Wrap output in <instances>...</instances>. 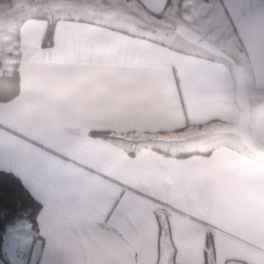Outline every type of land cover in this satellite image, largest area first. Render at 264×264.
I'll return each mask as SVG.
<instances>
[{"label": "crops", "instance_id": "1", "mask_svg": "<svg viewBox=\"0 0 264 264\" xmlns=\"http://www.w3.org/2000/svg\"><path fill=\"white\" fill-rule=\"evenodd\" d=\"M65 2L76 13L54 23L49 45L55 17L46 30L36 14L14 26L20 90L0 101V134L77 168L115 205L93 244L73 245L76 255L112 264H264V159L229 143L170 151L126 140L158 135L179 143L180 132L221 124L250 125L244 138L255 149L264 144V105L250 103L251 93L264 90V21L223 8L244 55L243 69L234 70L138 31L169 36L155 21L172 0ZM71 39L78 55L65 51ZM5 46L0 40L2 57ZM189 151L198 152L176 155Z\"/></svg>", "mask_w": 264, "mask_h": 264}, {"label": "snow or ice", "instance_id": "2", "mask_svg": "<svg viewBox=\"0 0 264 264\" xmlns=\"http://www.w3.org/2000/svg\"><path fill=\"white\" fill-rule=\"evenodd\" d=\"M221 7L231 8L237 18L264 21V4L251 8L244 0H221ZM26 11L38 15L46 30L48 19L58 23L65 8L52 3ZM8 24L12 27L13 21ZM65 51L78 55L79 42L69 40ZM114 208L98 184L77 168L0 134V264H112L79 257L73 245L93 244ZM121 219L133 223L127 215Z\"/></svg>", "mask_w": 264, "mask_h": 264}, {"label": "rangeland", "instance_id": "3", "mask_svg": "<svg viewBox=\"0 0 264 264\" xmlns=\"http://www.w3.org/2000/svg\"><path fill=\"white\" fill-rule=\"evenodd\" d=\"M66 0H6L0 1V40H3L6 44V50H9V55L1 56L3 63L12 68L15 59L16 42V30L15 25L22 16L32 15L26 10H38L44 5L52 3H58L63 5L65 12L62 15H68L71 11L70 5H66ZM108 2L106 1L105 4ZM23 12V14H21ZM118 11H115L114 13ZM81 14V13H80ZM78 14V15H80ZM13 21V26L9 27L8 21ZM161 27L169 28L170 34L167 32H161L162 29H145L138 30L148 33L158 39H163L173 45L185 49L190 52H196L202 55H210L219 59H224L228 62L234 70L239 66H244V55L240 47L239 41L235 38L234 33L229 28L226 21V15L221 7L219 0H172L170 7L159 17ZM158 28V27H157ZM194 34L200 36L209 42L210 45H214L216 49H211L210 45L202 42H193L191 37ZM4 47V48H5ZM0 55L2 51L0 50ZM2 69H0V74ZM239 74V69L237 70ZM236 78L238 81V74ZM250 103L252 107L260 108L264 105V90L250 94ZM249 125V124H248ZM243 127V129H241ZM187 129L185 132H180L179 137L185 139L179 143H171L172 141H160V138H166V136L158 135H129L130 138L126 139L130 141L132 146H137L140 142H150L158 144L163 148L170 151L185 150V149H206L212 146L219 145L221 143H229L237 148H241L246 152L254 155L255 157L264 159V144L259 143L260 146L253 148L244 138V132L250 133V125L245 127L242 125H216L208 127L205 131L202 129L198 131H191ZM187 131V132H186ZM232 132V133H231ZM172 134L167 136L170 138ZM171 140V139H168ZM262 148V149H261Z\"/></svg>", "mask_w": 264, "mask_h": 264}, {"label": "trees", "instance_id": "4", "mask_svg": "<svg viewBox=\"0 0 264 264\" xmlns=\"http://www.w3.org/2000/svg\"><path fill=\"white\" fill-rule=\"evenodd\" d=\"M0 1L4 2L6 0H0ZM53 28H54V21L50 23V26L48 28V31L45 37L46 45L51 44ZM0 69H2V73L0 74V101H9L15 98L18 95L19 90H20V75H19L18 63H15L14 65H12V68H9L3 63L1 56H0ZM197 152L198 151H189V152L178 153L176 155L188 156L190 154L197 153ZM131 153L134 154L135 152L132 151ZM203 153L207 154L209 153V151H205ZM209 238L212 239L211 234H209Z\"/></svg>", "mask_w": 264, "mask_h": 264}]
</instances>
